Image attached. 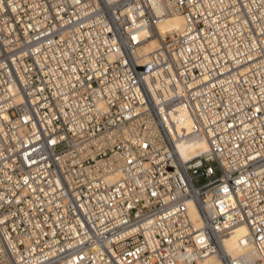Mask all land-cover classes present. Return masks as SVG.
<instances>
[{
    "label": "built area",
    "instance_id": "built-area-1",
    "mask_svg": "<svg viewBox=\"0 0 264 264\" xmlns=\"http://www.w3.org/2000/svg\"><path fill=\"white\" fill-rule=\"evenodd\" d=\"M238 224L264 264V0H0V264H248Z\"/></svg>",
    "mask_w": 264,
    "mask_h": 264
},
{
    "label": "bare ground",
    "instance_id": "bare-ground-1",
    "mask_svg": "<svg viewBox=\"0 0 264 264\" xmlns=\"http://www.w3.org/2000/svg\"><path fill=\"white\" fill-rule=\"evenodd\" d=\"M184 26V19L181 14L175 13L173 15L162 16L156 22V30L164 34L166 32L177 31L180 32ZM145 38L140 44L139 52L144 55V60H147L148 52L153 50L158 41L155 36L147 35L146 32L140 34ZM178 152L184 159H189L199 153L208 150V143L202 137H190L178 144ZM192 218L198 222L194 209L190 208ZM249 229L244 224L236 225L228 235L225 236L223 244L227 252L235 256H242L248 264H262L258 262V255L255 247L248 239ZM220 258L217 256H210L199 264H220Z\"/></svg>",
    "mask_w": 264,
    "mask_h": 264
}]
</instances>
